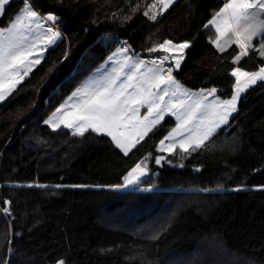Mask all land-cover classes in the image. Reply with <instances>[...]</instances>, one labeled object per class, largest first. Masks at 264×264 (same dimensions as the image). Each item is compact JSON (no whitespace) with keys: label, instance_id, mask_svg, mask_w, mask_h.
Here are the masks:
<instances>
[{"label":"trees","instance_id":"1","mask_svg":"<svg viewBox=\"0 0 264 264\" xmlns=\"http://www.w3.org/2000/svg\"><path fill=\"white\" fill-rule=\"evenodd\" d=\"M226 2L174 0L159 14L158 0H30L57 17L60 38L0 101V264H264V81L195 151L160 150L170 115L127 155L107 135L45 123L118 46L141 60L162 54L147 49L164 40L189 41L180 68L164 67L230 98L232 70L254 72L264 56L250 48L233 63L235 44L221 53L211 42L209 21ZM153 3L156 20L143 14ZM23 7L10 0L0 28ZM141 161L151 189H116Z\"/></svg>","mask_w":264,"mask_h":264},{"label":"snow or ice","instance_id":"2","mask_svg":"<svg viewBox=\"0 0 264 264\" xmlns=\"http://www.w3.org/2000/svg\"><path fill=\"white\" fill-rule=\"evenodd\" d=\"M10 0H0V15L3 14L5 6ZM24 8L16 15L14 21L7 28H0V100L5 99L25 76L29 74L34 65L40 63L44 49L39 47L43 40L45 47L54 44L60 37V33L47 29L44 37L29 41L24 32L31 29L35 24L37 28L42 27L38 21L41 19L35 11L30 0H23ZM161 7L159 14L173 3V0H158ZM156 4L148 5V11L143 14L149 16V12ZM264 0H227L219 12L209 21V25L215 27L216 39L211 41L221 53L226 51V46L235 44L239 53L233 57V63H239L242 57L248 56L249 49L259 51L264 56V42L256 49L253 39L257 36L264 37ZM151 20L157 19V13L149 16ZM47 20L55 21L57 17L49 14ZM205 27H208L206 25ZM190 47L189 41L174 43L172 40H164L147 49L149 53L162 52L164 55L151 60L150 67H146L144 60L132 61V57L125 55L119 72L107 81L97 85H85L77 88L69 97V101L78 98L75 104L70 106L69 111H64L68 106L61 105L53 113L52 117L45 123H51L54 128L63 124L67 128H74L75 133L84 135L87 131L103 134L111 137L115 146L127 155L152 129L160 123L166 112L176 116L178 121L164 139L160 141L161 151H172L180 146L181 150L195 151L202 147L204 142L222 124H227L229 116L237 111V101L241 93L245 92L251 85L258 81H264V67L259 71L246 72L240 67L232 70L231 75L235 77V93L231 99H216L212 103H204L206 97H201L191 104H173L166 101L165 96H175L180 92L183 96H189L187 91L182 90L179 83L174 79L173 66L165 63L175 61V68L179 69L184 59V52ZM123 53L127 48L121 50ZM112 57H109L111 60ZM131 62V65H130ZM131 66L133 71L120 81V75L124 69ZM141 69H145L141 71ZM174 89V90H173ZM216 89H211L207 95H213ZM141 108H146L147 115L139 118ZM59 115L58 121L57 116ZM211 119L207 127L205 119L200 115ZM194 121L198 124L194 125ZM185 133H188L185 135ZM177 137H180L178 140ZM169 141L165 145V141ZM164 157L156 158L159 164ZM146 165L141 161L125 177L126 187L128 184L136 183L140 176L145 175ZM7 211V209H4ZM58 264H65L63 260Z\"/></svg>","mask_w":264,"mask_h":264},{"label":"crops","instance_id":"3","mask_svg":"<svg viewBox=\"0 0 264 264\" xmlns=\"http://www.w3.org/2000/svg\"><path fill=\"white\" fill-rule=\"evenodd\" d=\"M174 1V0H173ZM25 6V5H24ZM32 6V5H31ZM24 8V7H23ZM22 8V9H23ZM33 8V6H32ZM34 9V8H33ZM35 10V9H34ZM21 11V10H20ZM19 11V12H20ZM37 11V10H35ZM18 12V13H19ZM17 13V14H18ZM37 13L39 14V16L41 17V19L38 21V23L41 24V21L43 19V16L37 11ZM16 18V16H15ZM15 18L13 19V21L15 20ZM42 25V24H41ZM7 28V27H6ZM47 33V29L45 27H40V28H37L35 24H32L31 25V29L30 30H27L24 32V35L27 36L28 40L29 41H33V40H36L38 37H44ZM60 38V37H59ZM59 38L57 40H59ZM56 40V41H57ZM182 43V42H181ZM52 45V44H51ZM51 45H48L47 47H45V44L43 42V40L40 41V44H39V47L41 49H44L43 51V56L45 54V51L48 47H50ZM124 49V47L122 46H118L117 48H115L111 53L110 55L105 59V61L103 63H101L77 88H81V87H84L85 85H97V84H101V83H104L105 81H107L109 78H111L112 76L116 75L120 68H121V64L123 63V60H124V56L127 55V56H130L132 57V61H136V60H140L139 57L137 55H134V54H131L129 53L128 51L126 53H123L121 50ZM109 57H112L111 60H109ZM43 58V57H42ZM41 58V60H42ZM174 61V60H173ZM130 65H131V62H130ZM174 65H175V61H174ZM36 66V65H34ZM33 66V67H34ZM151 64L150 63H146V67H150ZM32 67V68H33ZM145 69H141V71H144ZM133 71L132 67L129 66L127 68L124 69L123 73H121L120 75V81L119 82H122L126 76L128 74H130L131 72ZM173 75V74H172ZM174 77V76H173ZM174 79L179 83V85L181 86L182 90L184 91H187L190 95L189 96H183L180 94V92H177L175 96L171 95V92L168 96H165V100L166 101H171L173 104H180L181 102H183L185 105H188V104H191L193 101L199 99L201 97V95L205 96L206 97V100L204 101V103H212L214 100L216 99H219L221 101L223 100H226L228 98H222L220 97L218 94H217V91L213 94V95H207V93L211 90V89H202V90H193V89H190L184 85H182L175 77ZM76 88V89H77ZM76 89L73 91L75 92ZM213 89V88H212ZM215 89V88H214ZM235 89V88H234ZM174 90V89H173ZM72 92V93H73ZM235 92V90L233 91ZM72 93L57 107L59 108L61 105H65L66 102H67V105L64 109V111H69L70 110V106L72 104H75L77 102V99L78 98H74L73 100L69 101V97L72 95ZM242 94V93H241ZM1 101V100H0ZM56 108V109H57ZM56 109L47 117L46 121H48L50 119V117H52L53 113L56 112ZM233 114V113H232ZM231 114V116H232ZM59 115L57 116V121H58V118H59ZM147 115V110L146 108H141L140 109V112H139V118H143V116ZM167 115H170L172 116L175 121H176V125L178 123L177 119H176V116L174 115H171V113H167L165 114V116ZM200 115V114H198ZM164 116V117H165ZM230 116V117H231ZM200 119H205V116L203 115H200ZM211 119V116L210 114H208L207 116V119H205V124L202 126V127H207L208 124H209V121ZM194 125L195 124H198V121H194L193 122ZM49 125L52 126L51 123H48ZM223 125V124H222ZM60 126H64L63 124H60ZM65 127V126H64ZM176 127V126H175ZM174 127V128H175ZM67 128V127H66ZM68 129H71L74 133H75V129L74 128H68ZM188 133H185V135H187ZM111 138V137H110ZM177 139L179 140L180 137H177ZM169 143V141H167V143H165V145H167ZM179 146V145H178ZM159 147H161L159 145ZM121 150V149H120ZM122 151V150H121ZM123 152V151H122ZM124 153V152H123Z\"/></svg>","mask_w":264,"mask_h":264},{"label":"rangeland","instance_id":"4","mask_svg":"<svg viewBox=\"0 0 264 264\" xmlns=\"http://www.w3.org/2000/svg\"><path fill=\"white\" fill-rule=\"evenodd\" d=\"M222 8V7H221ZM221 8H219L217 11H216V13L217 12H219L220 11V9ZM215 13V14H216ZM215 14L213 15V17L215 16ZM212 17V18H213ZM214 27V26H213ZM215 28V27H214ZM262 67H264V65L262 66ZM236 68V67H235ZM242 69V68H241ZM260 69V68H259ZM259 69H257V70H255V71H259ZM243 71H246V70H244V69H242ZM247 72V71H246ZM212 89V88H211ZM235 90V89H234ZM235 92H233V94H234ZM232 94V95H233ZM232 97V96H231ZM231 97L230 98H228V99H231ZM228 99H226V100H228ZM238 102V101H237ZM231 116V115H230ZM230 116H229V118H230ZM228 118V119H229ZM47 119V118H46ZM46 121V120H45ZM165 143H167V140L165 141ZM160 145V144H159ZM144 162V161H143ZM144 165H146V162H144ZM146 168H147V166H146ZM131 171V170H130ZM129 171V172H130ZM129 172H128V174H129ZM128 174L126 175V177L128 176ZM146 175H148V169H147V171H146V173H145V175H143V176H140L139 177V179H138V181L136 182V183H133V184H128L126 187H120V186H122V185H125L126 184V181L124 180V182H122V183H120V184H116V185H114V187L116 188V189H119V190H127V189H138V190H149V189H151L150 187H147V186H144V185H142V184H140V181L146 176Z\"/></svg>","mask_w":264,"mask_h":264},{"label":"built area","instance_id":"5","mask_svg":"<svg viewBox=\"0 0 264 264\" xmlns=\"http://www.w3.org/2000/svg\"><path fill=\"white\" fill-rule=\"evenodd\" d=\"M41 24H42L43 27H45L47 29L48 28H52L53 30H56V31L60 32L59 29L57 28L56 24H54L50 20H47L46 17H43V19L41 21ZM161 55H164V54L156 53V54H151V55H148V56H142L141 60H144L145 62L149 63L151 60L156 59L157 57H159ZM170 62H171V60L169 62L165 63V65H167Z\"/></svg>","mask_w":264,"mask_h":264}]
</instances>
